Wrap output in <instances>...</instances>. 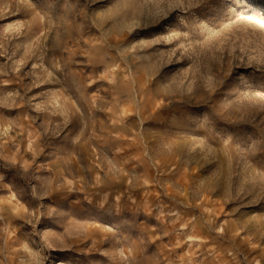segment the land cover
<instances>
[{"label": "rangeland", "instance_id": "1", "mask_svg": "<svg viewBox=\"0 0 264 264\" xmlns=\"http://www.w3.org/2000/svg\"><path fill=\"white\" fill-rule=\"evenodd\" d=\"M0 264H264V0H0Z\"/></svg>", "mask_w": 264, "mask_h": 264}, {"label": "bare ground", "instance_id": "2", "mask_svg": "<svg viewBox=\"0 0 264 264\" xmlns=\"http://www.w3.org/2000/svg\"><path fill=\"white\" fill-rule=\"evenodd\" d=\"M150 98V97H149ZM151 99V98H150ZM147 149V148H146Z\"/></svg>", "mask_w": 264, "mask_h": 264}]
</instances>
